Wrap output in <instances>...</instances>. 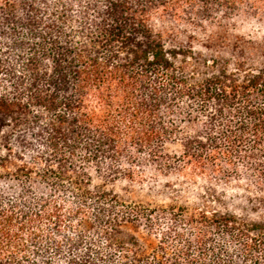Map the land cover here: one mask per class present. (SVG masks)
Instances as JSON below:
<instances>
[{
    "label": "trees",
    "instance_id": "16d2710c",
    "mask_svg": "<svg viewBox=\"0 0 264 264\" xmlns=\"http://www.w3.org/2000/svg\"><path fill=\"white\" fill-rule=\"evenodd\" d=\"M246 20L264 31V0H0V264H264ZM146 170L197 202L112 191ZM232 183L240 212L214 208Z\"/></svg>",
    "mask_w": 264,
    "mask_h": 264
},
{
    "label": "rangeland",
    "instance_id": "374dc122",
    "mask_svg": "<svg viewBox=\"0 0 264 264\" xmlns=\"http://www.w3.org/2000/svg\"><path fill=\"white\" fill-rule=\"evenodd\" d=\"M231 47L236 38H242L257 47L258 52H264V31H258L250 20L237 21L228 34ZM195 50L207 52L202 46L195 45ZM250 50V49H248ZM252 52V50H250ZM248 53V51H247ZM184 179L180 175H163L154 170H146L133 180H119L112 184V191L120 197L132 201L168 203L173 198L178 202H197L196 189L185 186ZM220 198L213 202V207L220 210L240 212L243 200L242 191L237 184L224 186L219 191Z\"/></svg>",
    "mask_w": 264,
    "mask_h": 264
}]
</instances>
